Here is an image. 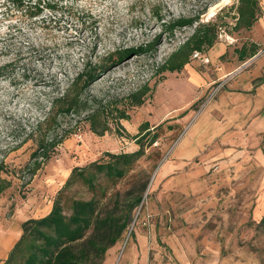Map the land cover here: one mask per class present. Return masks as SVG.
I'll use <instances>...</instances> for the list:
<instances>
[{"label":"rangeland","instance_id":"374dc122","mask_svg":"<svg viewBox=\"0 0 264 264\" xmlns=\"http://www.w3.org/2000/svg\"><path fill=\"white\" fill-rule=\"evenodd\" d=\"M23 1L25 7L16 9L11 0H0V66L17 61L0 80V159L5 156L9 175L4 176L12 181L0 196V237L44 215L73 167L104 153L138 149L132 139L113 131L98 137L84 126L34 176L20 172L33 147L29 141L10 150L14 137H23L10 121L28 125L37 117L35 101L47 91L38 85L50 79L63 88L80 59L107 58L156 41L149 54L131 53L106 68L91 92L123 100L145 83L152 89L160 77L157 67L193 28L170 35L151 10L169 21L206 9L200 19L222 25L217 43L179 73L162 74L143 105L130 108L129 120L121 121L130 136L147 122L157 138L151 146L144 142L145 154L133 172L144 175L139 183L132 175L115 186L123 200L148 180L134 234L124 233L102 264H264V228L257 226L264 214V123L253 121L260 118V105L252 103V92L231 94L243 80L264 76V35L257 25L253 32L233 29L236 1L40 0L55 9L36 17L28 7L37 0ZM253 43L261 54L242 62L237 52ZM22 65L30 70L27 81L20 77Z\"/></svg>","mask_w":264,"mask_h":264},{"label":"trees","instance_id":"16d2710c","mask_svg":"<svg viewBox=\"0 0 264 264\" xmlns=\"http://www.w3.org/2000/svg\"><path fill=\"white\" fill-rule=\"evenodd\" d=\"M235 1L232 5L235 9L233 29L249 32L263 15L260 5L263 0ZM11 3L16 9L25 7L23 0H11ZM28 9L30 17H36L43 9L53 11L55 7L37 0L30 1ZM151 13L153 18L162 22V30L170 35L176 30L193 28L192 34L157 67L155 74L160 77L154 83L155 87L161 81L162 74L179 73L190 62L193 52H208L217 43L222 25L213 21L203 22L200 16L206 13V9L194 17H179L169 21H165L157 9H152ZM155 42L135 49L116 51L107 58L105 54L96 60L87 57L80 59L78 65H74L72 75L64 80L63 88L58 84L55 87V82L50 79L38 85L47 91L42 93V98L36 99L38 115L25 122L30 124H23V120L19 119L10 121L14 131L21 129L23 134V137H14L10 150H17L29 141L32 144L29 160L20 169V172L24 171L30 177L57 155L58 147L66 139L84 126L98 137L113 131L120 137L132 139L138 149L132 153H104L98 161L73 167L54 196L49 213L20 224V236L1 264H102L107 250L124 233L128 231L129 236L134 234L135 212L143 204L148 180L145 179L136 191L134 188L129 189L123 200L114 189L120 181L132 175L138 179L135 184L139 183V177L143 174L133 172L145 154L144 142L147 141V145L151 146L157 135L145 122L139 126L136 135L130 136L121 121L129 120L127 111L143 105L154 87L150 89L145 83L123 100L117 96L106 98V95L93 94L91 87L106 73V68L115 67L131 53L135 57L149 54L154 50ZM257 50L255 43L249 47L242 45L237 52L238 58L244 62L258 54L260 51ZM16 65L17 61H9L0 66V80L8 78L9 70ZM26 72L30 70L22 65L20 77L25 81L28 80ZM8 173L4 156L0 159V196L11 187V179L5 177ZM257 226L264 228V214Z\"/></svg>","mask_w":264,"mask_h":264},{"label":"crops","instance_id":"0c3cea01","mask_svg":"<svg viewBox=\"0 0 264 264\" xmlns=\"http://www.w3.org/2000/svg\"><path fill=\"white\" fill-rule=\"evenodd\" d=\"M262 12H263L262 17L255 23V25L253 26L250 32H253V29L257 25L259 28V34L264 35V7H263ZM254 35L256 36V38L259 37L258 34L254 33ZM238 86L240 87H236V90L232 92L231 94L234 97H238L242 95L248 96V94L246 93L252 92L251 95H249L250 97L253 98L252 103L260 105L259 107L260 118L256 120L253 119V121L258 122V123H264V76L253 79L251 82H247V83H245L243 80ZM50 209H51V206H49L47 212L44 215L38 218H41L47 215ZM19 236H20V230L16 231V233H8L0 237V257H2L3 260L6 258L8 252L10 251L14 243L17 241Z\"/></svg>","mask_w":264,"mask_h":264},{"label":"built area","instance_id":"2783aa9c","mask_svg":"<svg viewBox=\"0 0 264 264\" xmlns=\"http://www.w3.org/2000/svg\"><path fill=\"white\" fill-rule=\"evenodd\" d=\"M261 52H259L257 55H260ZM201 56L200 53L198 52H193L192 55H191V59H195V58H199Z\"/></svg>","mask_w":264,"mask_h":264}]
</instances>
